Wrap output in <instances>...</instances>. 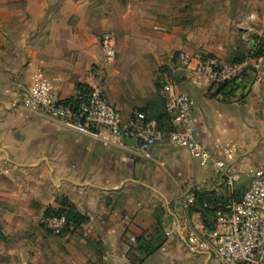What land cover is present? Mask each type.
<instances>
[{"label":"crops","instance_id":"obj_1","mask_svg":"<svg viewBox=\"0 0 264 264\" xmlns=\"http://www.w3.org/2000/svg\"><path fill=\"white\" fill-rule=\"evenodd\" d=\"M110 1L0 0V255L4 264H206L207 259H215L189 247V223L182 208L184 195L193 188L223 190L213 164L201 165L167 137L143 151L132 138L115 140L107 133L89 137L22 105L38 69L65 100L74 96L79 85L94 84L92 67L101 53L105 59L97 34L106 26ZM255 33L259 37L252 47L248 44L246 55L252 58L251 67L234 80L231 97L219 93L220 85L180 68L172 58L177 54H172L165 79L156 82L153 91L124 101L115 98L111 104L131 126L143 127L146 120L169 131L167 87L189 94L197 139L214 156H221L219 148L224 145L235 146L233 168L240 185L244 173L264 168V55L257 58L250 53L258 44L264 46L260 37L264 26ZM136 110L145 120L135 119ZM61 202H68L88 220L55 235L44 230L40 221L47 208L56 209ZM159 209L164 211L166 239L147 256L136 238L155 237Z\"/></svg>","mask_w":264,"mask_h":264},{"label":"built area","instance_id":"obj_2","mask_svg":"<svg viewBox=\"0 0 264 264\" xmlns=\"http://www.w3.org/2000/svg\"><path fill=\"white\" fill-rule=\"evenodd\" d=\"M100 40L105 61L110 64L116 56L114 35L111 32L103 33ZM172 58L180 68L190 69L216 85L242 77L251 67L252 60L246 57L241 62H225L204 51L192 55L180 52ZM167 89L164 95L165 109L172 124L169 132L154 127V123L146 121L145 115L138 110L134 112V117L145 120L143 127L125 123L120 112L106 100L95 84L79 85L74 96L65 100L40 69L34 71L31 85L22 97V105L60 122L68 130L89 137L100 138L107 133L115 140L132 138L143 151L167 137L171 145L186 148L201 165L213 164L229 192L228 198L213 208V216L210 217L203 208L207 205L202 207L196 204L192 190L184 195L182 208L189 221L186 227L189 247L223 264H264V168L250 170L249 185L244 194L236 199L234 183L239 176L233 168L235 146L224 145L219 148L221 156H214L215 153L196 137L190 95L169 86ZM42 223L57 235L69 227L65 215L43 217Z\"/></svg>","mask_w":264,"mask_h":264},{"label":"rangeland","instance_id":"obj_3","mask_svg":"<svg viewBox=\"0 0 264 264\" xmlns=\"http://www.w3.org/2000/svg\"><path fill=\"white\" fill-rule=\"evenodd\" d=\"M110 3L106 26L99 28L97 36L113 33L116 56L107 64L101 53L100 61L92 67V81L110 103L115 98L124 101L126 97L153 91L156 82L165 79L172 54L204 51L225 61L245 57L248 44L258 36L255 31L264 26V0H111ZM260 37L264 38V34ZM249 176L244 173L240 185L239 180L235 181L234 190L239 195L246 191ZM222 192L228 198V190ZM171 208L174 210L173 203ZM42 219V228L50 232ZM4 263L5 258L0 255V264ZM206 264L223 263L207 259Z\"/></svg>","mask_w":264,"mask_h":264},{"label":"trees","instance_id":"obj_4","mask_svg":"<svg viewBox=\"0 0 264 264\" xmlns=\"http://www.w3.org/2000/svg\"><path fill=\"white\" fill-rule=\"evenodd\" d=\"M251 56L252 57H260L264 55V46L262 43L258 44L256 47L252 48L250 50ZM245 57H235L232 62H241L243 61ZM236 82L234 80L225 82L223 84H220V90L219 93L223 94L224 97H231L234 95L235 90H236ZM172 130V127L170 128L169 131ZM165 131V130H164ZM168 130L165 132H169ZM223 190L226 187H223ZM227 189V188H226ZM194 192L195 195V202L198 206H204L207 205L209 206L207 208L203 207L206 213L211 217L213 216L212 211L213 208L217 207L218 203L225 201L227 198L225 194L222 191H214V190H197L195 188L191 189ZM237 191V190H236ZM235 191V198H240L242 195H239ZM212 208H211V207ZM163 213L164 211L162 209H159L157 215H156V221L153 226L154 230V235L155 237L148 236V235H143L139 238H136V244L141 251L145 255H150L154 251H156L164 242H165V232L163 229ZM52 215H65L68 222H69V227L66 229H71V228H79L81 225H83L85 222H87L88 217L81 214L79 211L76 210L75 207L70 205L68 202H61L56 209H50L47 208L44 212V216H52ZM65 230V231H66ZM64 231V232H65ZM151 237V238H150ZM3 238V235L0 230V240Z\"/></svg>","mask_w":264,"mask_h":264},{"label":"water","instance_id":"obj_5","mask_svg":"<svg viewBox=\"0 0 264 264\" xmlns=\"http://www.w3.org/2000/svg\"><path fill=\"white\" fill-rule=\"evenodd\" d=\"M253 43H254L253 41L250 43V46H251V47H252Z\"/></svg>","mask_w":264,"mask_h":264}]
</instances>
